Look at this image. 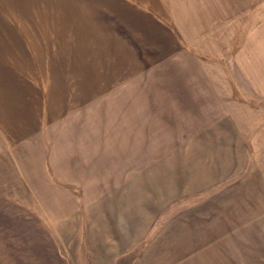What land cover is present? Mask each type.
I'll use <instances>...</instances> for the list:
<instances>
[{
	"label": "rangeland",
	"instance_id": "obj_1",
	"mask_svg": "<svg viewBox=\"0 0 264 264\" xmlns=\"http://www.w3.org/2000/svg\"><path fill=\"white\" fill-rule=\"evenodd\" d=\"M257 74L264 0H0V264H69L62 222L147 181L150 260L264 264Z\"/></svg>",
	"mask_w": 264,
	"mask_h": 264
},
{
	"label": "crops",
	"instance_id": "obj_2",
	"mask_svg": "<svg viewBox=\"0 0 264 264\" xmlns=\"http://www.w3.org/2000/svg\"><path fill=\"white\" fill-rule=\"evenodd\" d=\"M254 81L257 84L264 83V75H255ZM259 95L264 96V93H259ZM254 109L258 110L256 116L259 118L264 117V105ZM261 120L262 118L257 121L259 129L255 130L258 132L253 136V144L258 148L264 147V125H262ZM252 124H255V122ZM167 140L172 142L169 138ZM167 145L168 143L163 141V146ZM191 164L195 163L181 162L178 164L179 166L171 170V173L168 172V176L166 174L162 178L176 177L181 170L187 169ZM189 172L202 173L201 169L193 170V168L189 169ZM176 180L178 181L172 183V187L168 189H162L161 187L156 192L157 196L152 206L155 213L160 212L166 204H170L179 195L188 193L183 191L185 185L182 184L179 177ZM183 180H186V178ZM191 185L188 184L189 187ZM195 188L198 190L203 187L200 183ZM148 189L147 181L146 184L141 183L121 193L120 201L113 207L110 205L107 208L104 204L106 202L101 203L99 210L97 208L93 211L96 217L94 220L62 222V228L67 224L69 238L67 243L73 246L72 252L75 253L69 256V264H156L155 262L158 259L153 258L150 260L149 247H145L143 252L141 246L149 229V220L153 217V215L148 216L147 210L144 213L141 211L142 206L147 203L148 194L146 193ZM157 197L159 198L157 199ZM113 209H115V212H113ZM78 233L80 234L78 235Z\"/></svg>",
	"mask_w": 264,
	"mask_h": 264
}]
</instances>
